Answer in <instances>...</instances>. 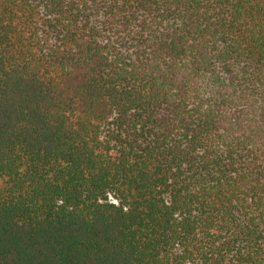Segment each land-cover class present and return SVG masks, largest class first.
<instances>
[{"label": "trees", "instance_id": "obj_1", "mask_svg": "<svg viewBox=\"0 0 264 264\" xmlns=\"http://www.w3.org/2000/svg\"><path fill=\"white\" fill-rule=\"evenodd\" d=\"M0 264H264V0H0Z\"/></svg>", "mask_w": 264, "mask_h": 264}]
</instances>
